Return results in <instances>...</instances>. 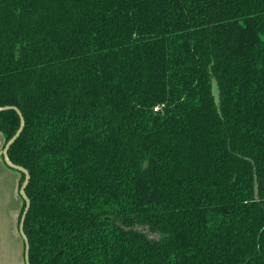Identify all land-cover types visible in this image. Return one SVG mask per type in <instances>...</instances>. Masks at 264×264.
Wrapping results in <instances>:
<instances>
[{"label":"trees","instance_id":"1","mask_svg":"<svg viewBox=\"0 0 264 264\" xmlns=\"http://www.w3.org/2000/svg\"><path fill=\"white\" fill-rule=\"evenodd\" d=\"M3 106L30 264H264V0H0Z\"/></svg>","mask_w":264,"mask_h":264},{"label":"crops","instance_id":"2","mask_svg":"<svg viewBox=\"0 0 264 264\" xmlns=\"http://www.w3.org/2000/svg\"><path fill=\"white\" fill-rule=\"evenodd\" d=\"M2 138L0 133V149ZM4 164L0 157V264H25L24 243L18 229L23 204L18 188L19 175Z\"/></svg>","mask_w":264,"mask_h":264},{"label":"water","instance_id":"3","mask_svg":"<svg viewBox=\"0 0 264 264\" xmlns=\"http://www.w3.org/2000/svg\"><path fill=\"white\" fill-rule=\"evenodd\" d=\"M212 93L216 99V103H217V96H218V88H217V84L215 82V80H212ZM8 108H14L17 113L19 114V117H20V128L17 130V132L7 141V143L4 145V147L2 148V153H1V156L3 158V161L6 163V165H8L10 168L12 169H15L17 171H21L22 173H24V181L22 182L20 188H19V193L25 203V207H24V210L21 214V217H20V220H19V225H18V229H19V234L23 240V243H24V261H25V264H30L29 262V242H28V238L26 237L25 233H24V230H23V224H24V219H25V215H26V212L28 210V207H29V204H30V201L28 199V197L26 196L25 194V187L28 183V179H29V174H28V171L21 167V166H18V165H15L13 163L10 162V160L8 159V156H7V150L10 146V144L17 138V136L20 134L21 130H22V127H23V124H24V120H23V117H22V114L21 112L16 108V107H12V106H3V107H0V109H8ZM255 170V168H254ZM254 195H255V198L258 197V185H257V178H256V173L254 172Z\"/></svg>","mask_w":264,"mask_h":264},{"label":"rangeland","instance_id":"4","mask_svg":"<svg viewBox=\"0 0 264 264\" xmlns=\"http://www.w3.org/2000/svg\"><path fill=\"white\" fill-rule=\"evenodd\" d=\"M3 139V143H2V148H3V145H4V138H2ZM2 148L0 149V157L2 158V156H1V153H2ZM4 165H6V164H4ZM6 167H8V166H6ZM14 170V169H13ZM17 171V170H16ZM18 172V175H19V180H18V188H20V181H21V174H20V172L19 171H17ZM23 201V200H22ZM24 202V201H23ZM22 206H23V204H22ZM21 210H22V207H21ZM20 214H21V211H20V213H19V216H18V223H19V217H20ZM20 241H21V239H20Z\"/></svg>","mask_w":264,"mask_h":264}]
</instances>
